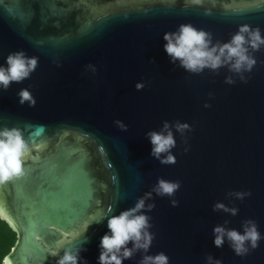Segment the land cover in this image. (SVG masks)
<instances>
[{
    "label": "water",
    "instance_id": "1",
    "mask_svg": "<svg viewBox=\"0 0 264 264\" xmlns=\"http://www.w3.org/2000/svg\"><path fill=\"white\" fill-rule=\"evenodd\" d=\"M184 1L192 2L0 0V66L7 67L11 52L38 58L30 78L0 89V129H20L30 153L24 174L0 185V207L18 234L6 257L11 264H56L65 248L78 247L86 249L80 256L87 264H98L108 216L134 207L158 178L181 186L174 197L153 193L147 201L156 205L146 213L155 234L147 254L164 252L169 264H206L209 254L223 264H264V238L240 257L227 241L217 248L213 236L225 220L242 232V222L253 219L264 237V46L253 53L257 64L244 74L246 83L226 67L187 73L163 47L164 34L181 24L212 33L213 42H227L243 24L264 36V5L255 4L264 0H200L207 8ZM151 2L166 4L145 7ZM228 75L234 84L225 83ZM23 88L35 107L19 103ZM164 121L191 127L184 136L172 128L176 163L170 165L150 155L145 135ZM237 191L251 195L243 201L227 195ZM216 202L238 214L214 212ZM83 226L87 232L61 248ZM141 258L138 252L122 264Z\"/></svg>",
    "mask_w": 264,
    "mask_h": 264
},
{
    "label": "clouds",
    "instance_id": "2",
    "mask_svg": "<svg viewBox=\"0 0 264 264\" xmlns=\"http://www.w3.org/2000/svg\"><path fill=\"white\" fill-rule=\"evenodd\" d=\"M193 3H200V0H192ZM208 14L207 12L205 13ZM166 43L163 45L165 52L170 58V62L187 73L200 74L205 69L218 73L222 67H226L229 73L239 77L241 82L246 83L245 73H250L257 64L253 53L261 50L264 46V36L261 35L259 27L252 28L248 24H243L238 31L231 35L227 42L216 40L213 42L212 33L203 29H197L191 24H181L174 32H167L163 36ZM155 63V61H150ZM178 62V64H177ZM7 67L0 66V89L8 90L13 82L21 83L30 78L38 65V58L29 57L24 51H16L8 54L6 58ZM88 70L95 72L93 65L86 66ZM236 81L232 75L225 77L226 84H234ZM136 89L142 90L143 83H137ZM19 103L28 104L29 107H35L36 99L32 93L23 88L18 93ZM211 97L212 94L209 93ZM204 107H211L205 103ZM114 124L122 131H127V125L120 120H115ZM172 128L184 136L186 131H191L187 123L175 121L170 124L168 121L163 122L159 131H148L145 135L150 141L152 148L150 155L163 165L176 163V157L172 154V149L176 147V140ZM186 143V141H185ZM28 144L25 141L22 132L18 128L4 127L0 129V185H4L24 174V161L30 155ZM184 151H188L187 148ZM181 186L180 181H169L158 178L157 183L152 189L136 201L134 207L120 212L117 215H111L107 218V227L109 229L100 240L98 264H122L124 260L132 259L138 252L142 258L138 264H169V257L164 252L155 255L147 254L155 239V234L149 230L152 227L151 217L146 213L155 209L153 193L159 197H174L175 193ZM230 197H235L241 201L250 192H229ZM172 207H177L179 201L170 200ZM212 210L223 211L232 216L238 214L239 209L236 207H227L224 203L216 202ZM113 209H109L112 212ZM0 219L12 223L7 212L0 207ZM104 219H98L96 223ZM230 221L225 220L223 225H216L213 228L214 245L222 248L225 242L235 255L245 257L250 250L259 247L262 238L258 231V225L253 219H246L242 222L243 231L226 227ZM78 235V234H77ZM131 242V247H128ZM82 247L75 250L65 248L63 255L59 257L56 264H87V261L80 256ZM206 264H223L221 259H215L211 254L206 256Z\"/></svg>",
    "mask_w": 264,
    "mask_h": 264
},
{
    "label": "trees",
    "instance_id": "3",
    "mask_svg": "<svg viewBox=\"0 0 264 264\" xmlns=\"http://www.w3.org/2000/svg\"><path fill=\"white\" fill-rule=\"evenodd\" d=\"M264 3V2H263ZM166 4L165 2H151L145 7H153V6H158V5H163ZM257 4L256 6L264 5L261 3H255ZM182 6H196V7H201V8H207L202 3H196L194 4L193 2H187L184 1ZM234 9L241 10L244 9L246 6H233ZM211 9H221V10H227V7L225 5L218 7L216 4H213L210 6ZM252 8V7H251ZM100 225L95 223L94 226ZM18 241V234L14 230V228L4 219H0V264H3L5 258L12 252L13 248L15 247L16 243Z\"/></svg>",
    "mask_w": 264,
    "mask_h": 264
},
{
    "label": "rangeland",
    "instance_id": "4",
    "mask_svg": "<svg viewBox=\"0 0 264 264\" xmlns=\"http://www.w3.org/2000/svg\"><path fill=\"white\" fill-rule=\"evenodd\" d=\"M30 157V155L28 156ZM98 169H100V167H97ZM103 192H105L103 190ZM95 218H98V215L95 216ZM7 221V220H6ZM8 222V221H7ZM87 226H83L80 231L78 232H74L71 236L66 237V239L63 241V243L61 244V248L66 247L69 244H72L75 240H77L80 236H82L83 234H85L87 232ZM78 234V235H77ZM57 256V255H56Z\"/></svg>",
    "mask_w": 264,
    "mask_h": 264
},
{
    "label": "snow or ice",
    "instance_id": "5",
    "mask_svg": "<svg viewBox=\"0 0 264 264\" xmlns=\"http://www.w3.org/2000/svg\"><path fill=\"white\" fill-rule=\"evenodd\" d=\"M4 264H11L10 260L8 258H5Z\"/></svg>",
    "mask_w": 264,
    "mask_h": 264
}]
</instances>
